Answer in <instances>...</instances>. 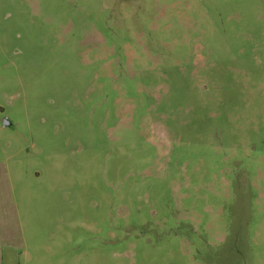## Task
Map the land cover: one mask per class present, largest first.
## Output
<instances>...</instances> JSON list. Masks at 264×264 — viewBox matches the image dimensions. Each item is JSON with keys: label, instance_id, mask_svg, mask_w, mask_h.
Wrapping results in <instances>:
<instances>
[{"label": "rangeland", "instance_id": "1", "mask_svg": "<svg viewBox=\"0 0 264 264\" xmlns=\"http://www.w3.org/2000/svg\"><path fill=\"white\" fill-rule=\"evenodd\" d=\"M0 162L13 264H264V0H0Z\"/></svg>", "mask_w": 264, "mask_h": 264}, {"label": "crops", "instance_id": "2", "mask_svg": "<svg viewBox=\"0 0 264 264\" xmlns=\"http://www.w3.org/2000/svg\"><path fill=\"white\" fill-rule=\"evenodd\" d=\"M27 218L21 216L14 192V180L0 162V264H13L20 247L21 226Z\"/></svg>", "mask_w": 264, "mask_h": 264}, {"label": "water", "instance_id": "3", "mask_svg": "<svg viewBox=\"0 0 264 264\" xmlns=\"http://www.w3.org/2000/svg\"><path fill=\"white\" fill-rule=\"evenodd\" d=\"M3 125H4V126H10L11 123L6 119V120L4 121V123H3Z\"/></svg>", "mask_w": 264, "mask_h": 264}]
</instances>
